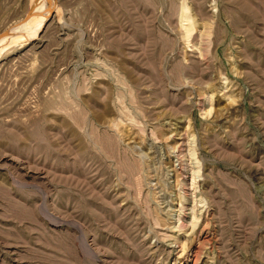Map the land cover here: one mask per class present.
Listing matches in <instances>:
<instances>
[{"label": "rangeland", "instance_id": "1", "mask_svg": "<svg viewBox=\"0 0 264 264\" xmlns=\"http://www.w3.org/2000/svg\"><path fill=\"white\" fill-rule=\"evenodd\" d=\"M0 43V264H264V0H0Z\"/></svg>", "mask_w": 264, "mask_h": 264}, {"label": "bare ground", "instance_id": "2", "mask_svg": "<svg viewBox=\"0 0 264 264\" xmlns=\"http://www.w3.org/2000/svg\"><path fill=\"white\" fill-rule=\"evenodd\" d=\"M46 8V7H45ZM41 10V9H40ZM43 12H45V11H43ZM49 12V11H48ZM40 13V12H39ZM46 13V12H45ZM48 14L49 13H47V14H45L44 16L47 18L48 17ZM43 15V14H42ZM44 21V19L42 18V19H40L39 20V22H38V24H36L37 26H36V29H34V31H32V33L28 36V34H26L28 37H26V39L27 40H29V39H31V38H34L35 36H38L39 34H40V32H42L41 30H42V28H43V26H42V21ZM46 20V19H45ZM23 37V36H22ZM8 39V38H7ZM24 39V38H23ZM5 43H8V42H5ZM0 45H1V43H0ZM134 161V160H133ZM194 211V210H193ZM195 212V211H194ZM193 213V212H192ZM194 214V213H193ZM192 215V214H191ZM196 215V214H195ZM178 216V220H176L177 222H178V225H177V228H179V227H181L182 226V219L184 218V216H183V214H178L177 215ZM195 217V216H194ZM195 220H197V219H195ZM195 220L193 221V219L191 220V221H193V223L191 222V225L193 224H195L196 222H195ZM185 224V223H184ZM176 226V225H175ZM177 228H175V229H177ZM177 237V236H176ZM200 237V236H199ZM199 237L197 238V242L200 240L199 239ZM204 239V238H203ZM202 239V244H204L203 242H207L206 241V239H205V241ZM85 242V241H84ZM179 243V242H178ZM210 243V242H209ZM84 244L85 243H83V246H84ZM85 245H87V244H85ZM175 246H177V245H175ZM180 246V245H179ZM85 247V246H84ZM182 247V246H181ZM193 250V254L189 257H186V258H184L183 259V256H185V252L183 251V250H181V251H179L178 249H176L175 247H173L174 248V250H176L177 251V254H178V256L176 257L177 259V262H179L180 264H196L197 263V261H198V254H199V247H200V245H196L195 246V244H191V246H190ZM179 248V247H178ZM90 250V249H89ZM173 251V250H172ZM175 251V252H176Z\"/></svg>", "mask_w": 264, "mask_h": 264}]
</instances>
